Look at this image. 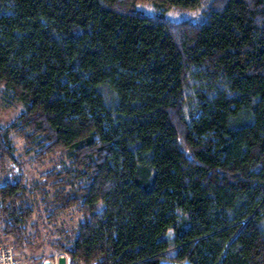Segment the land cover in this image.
I'll use <instances>...</instances> for the list:
<instances>
[{
  "label": "trees",
  "instance_id": "1",
  "mask_svg": "<svg viewBox=\"0 0 264 264\" xmlns=\"http://www.w3.org/2000/svg\"><path fill=\"white\" fill-rule=\"evenodd\" d=\"M202 1L0 0V83L26 106L0 125L15 248L44 207L81 215L53 243L71 264H264V0L166 16Z\"/></svg>",
  "mask_w": 264,
  "mask_h": 264
},
{
  "label": "rangeland",
  "instance_id": "2",
  "mask_svg": "<svg viewBox=\"0 0 264 264\" xmlns=\"http://www.w3.org/2000/svg\"><path fill=\"white\" fill-rule=\"evenodd\" d=\"M211 0H203L201 5L196 9L186 8H172L166 12V16L172 20H198L203 15L204 11L208 7ZM140 10L146 11L147 13H153V6L147 2H142L138 5ZM26 106L22 101L16 100L6 86L0 83V125H7L15 120L24 110ZM24 143L19 141L18 153L24 152ZM52 164H32L27 172L28 183L31 184L33 178L38 177L39 173L46 169L51 168ZM18 171V169L16 168ZM20 172H17V174ZM81 219L80 214H75L72 210L69 213H58L56 220L50 223L47 219V213L44 207H36V211L33 215V221L36 224V228L32 229L33 235H36L34 243L26 245L23 248H16L18 257L22 261H27L30 264H56L57 259H61V264H71L70 257L67 253L60 251L53 244L56 240L61 238L58 232V228L75 227L77 221ZM37 233V234H36ZM38 235V236H37ZM11 244V239H5V236L0 232V245ZM14 246V245H13ZM164 264H178L173 262H163ZM187 264V263H186Z\"/></svg>",
  "mask_w": 264,
  "mask_h": 264
},
{
  "label": "built area",
  "instance_id": "3",
  "mask_svg": "<svg viewBox=\"0 0 264 264\" xmlns=\"http://www.w3.org/2000/svg\"><path fill=\"white\" fill-rule=\"evenodd\" d=\"M61 259H57L56 264L60 263ZM0 264H30L27 261H22L18 257L16 248L11 244L0 245Z\"/></svg>",
  "mask_w": 264,
  "mask_h": 264
}]
</instances>
